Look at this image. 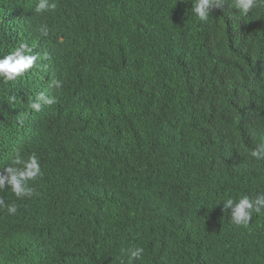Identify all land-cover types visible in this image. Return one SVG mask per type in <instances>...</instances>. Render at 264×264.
<instances>
[{"label":"trees","instance_id":"1","mask_svg":"<svg viewBox=\"0 0 264 264\" xmlns=\"http://www.w3.org/2000/svg\"><path fill=\"white\" fill-rule=\"evenodd\" d=\"M38 2L0 0V58L40 57L0 78V168L16 152L42 168L31 197L0 191L17 207L0 208V264H128L132 247L134 264H264V210L223 211L264 194V0L206 21L194 0Z\"/></svg>","mask_w":264,"mask_h":264},{"label":"clouds","instance_id":"2","mask_svg":"<svg viewBox=\"0 0 264 264\" xmlns=\"http://www.w3.org/2000/svg\"><path fill=\"white\" fill-rule=\"evenodd\" d=\"M254 2L255 0H235V7L240 13L247 14L253 7ZM223 7L224 0H194L192 12L201 21H206L212 11L220 10ZM52 8H55V4H51L49 0H39L35 11L43 13ZM39 31L43 35H47V25L41 26ZM30 53L31 49H29L28 45L21 44L10 54L0 58V78H3L5 81H13L32 69L40 57L38 54L33 55ZM49 86L60 88L62 82L53 80ZM53 103H55L54 99L46 97L41 93L31 102L30 106L39 112L43 105H52ZM251 155L257 160H264V145L252 151ZM9 165L6 168H0V191L7 188L17 198L31 197L34 189L30 186L29 181H34L42 175V168L36 154L29 155L25 159L20 152H16L15 156L11 158ZM5 172L7 175L4 174ZM4 207L7 208L10 215H14L17 212L15 204H6L5 200L0 198V208ZM229 209L231 210L232 223L238 226H247L253 212L260 213L264 210V194H257L255 199L250 198L248 195H244L238 200L228 198L223 203V211L228 212ZM143 253L144 249L142 247L122 249V254L128 257V264H134V261L142 259Z\"/></svg>","mask_w":264,"mask_h":264}]
</instances>
